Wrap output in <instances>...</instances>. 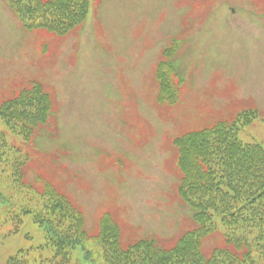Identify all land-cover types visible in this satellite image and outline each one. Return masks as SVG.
<instances>
[{"label":"rangeland","instance_id":"1","mask_svg":"<svg viewBox=\"0 0 264 264\" xmlns=\"http://www.w3.org/2000/svg\"><path fill=\"white\" fill-rule=\"evenodd\" d=\"M20 21L0 0V105L38 82L53 111L31 140L0 117V134L27 159L18 202L0 166V264L46 243L30 188L52 187L83 212L89 241L69 264H107L95 241L105 214L119 223L123 246L151 239L171 248L196 228L177 195L175 138L256 110L238 137L264 147V0H90L87 21L66 36ZM168 49L184 79L172 106L159 103L156 78ZM223 233L217 224L204 239L206 256Z\"/></svg>","mask_w":264,"mask_h":264},{"label":"trees","instance_id":"2","mask_svg":"<svg viewBox=\"0 0 264 264\" xmlns=\"http://www.w3.org/2000/svg\"><path fill=\"white\" fill-rule=\"evenodd\" d=\"M29 30H45L66 36L82 26L90 12V0H7ZM172 50L164 53L157 69L160 103L174 105L184 79L172 66ZM178 80V81H176ZM51 98L42 85L33 83L0 106V117L9 129L30 140L51 115ZM257 111L239 114L229 122L184 135L175 140L181 175L178 197L190 209L196 225L171 248L151 239L123 246L120 225L110 215L99 222L98 254L107 264H264V147L244 143L238 133L259 118ZM264 122V118L262 119ZM24 159L0 134V166L10 169L13 195L15 184L24 178ZM35 199L34 222L44 229L46 243L31 251H19L10 264H69L72 251L84 249L89 240L85 218L73 203L49 188ZM31 203V199L28 200ZM30 205V204H29ZM33 207L32 205H30ZM25 216L30 212L19 210ZM21 224L22 218L14 216ZM223 227L224 244L209 256L203 241ZM18 228L15 229V233ZM43 251L54 252L42 260ZM259 259V260H257Z\"/></svg>","mask_w":264,"mask_h":264}]
</instances>
